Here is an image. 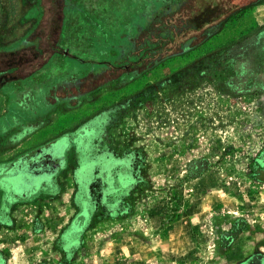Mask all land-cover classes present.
Masks as SVG:
<instances>
[{
	"label": "rangeland",
	"instance_id": "1",
	"mask_svg": "<svg viewBox=\"0 0 264 264\" xmlns=\"http://www.w3.org/2000/svg\"><path fill=\"white\" fill-rule=\"evenodd\" d=\"M109 1L85 0L96 16ZM56 10L0 0L4 62L9 49L27 51L41 18L42 37H53L38 72L0 78V264H58L55 241L79 209L78 188L89 220L68 264H235L250 255L264 240V5L189 54L97 92L68 87L80 69L71 58L92 56L71 11L57 23L53 55ZM147 87L154 95L142 99ZM22 182L29 200L10 203Z\"/></svg>",
	"mask_w": 264,
	"mask_h": 264
},
{
	"label": "trees",
	"instance_id": "2",
	"mask_svg": "<svg viewBox=\"0 0 264 264\" xmlns=\"http://www.w3.org/2000/svg\"><path fill=\"white\" fill-rule=\"evenodd\" d=\"M39 1L42 14L46 6L57 9L58 18L52 26L57 40L50 41L53 55L60 51L58 43L62 24L57 26L59 19L70 11L79 13L85 27L79 41L83 52L90 54L92 59L71 58V61L78 62L80 69L77 75L74 73L72 85L68 87L78 91L89 84L87 92H97L105 85L121 83L125 78L134 79L170 59L185 56L218 34L233 19L264 5V0H111L96 16L85 0ZM43 18L38 21L36 30L22 42L29 46L27 51L19 53L15 50L17 47H13L5 54V62L0 58V78L3 81L7 80L11 70L22 75L17 79H25L24 72V75L29 73L31 76L51 59L43 53V44L53 38L50 35L42 37ZM94 49L99 53L93 52ZM96 67L98 71L94 69ZM117 70L121 73L117 74ZM83 71L85 73L81 76ZM170 82L175 84L178 78L173 76ZM153 95V89L147 87L139 97L150 99Z\"/></svg>",
	"mask_w": 264,
	"mask_h": 264
},
{
	"label": "flooded vegetation",
	"instance_id": "3",
	"mask_svg": "<svg viewBox=\"0 0 264 264\" xmlns=\"http://www.w3.org/2000/svg\"><path fill=\"white\" fill-rule=\"evenodd\" d=\"M64 138L67 139L66 137H64ZM64 138H62V139H64ZM52 144H54V143H47L44 146H42L38 151L39 155H41V154H47L48 155V151L50 150ZM20 159H23V157L19 158L18 160H16L15 162L10 164V165H12L11 169H13V167L15 166L17 161H20ZM13 164H14V166H13ZM28 167L29 166H27L26 169ZM57 172L58 171H53L52 172L53 175L51 174V172L47 173V175L51 178H54L55 177L54 175H57ZM18 176L19 177H16L18 179L23 177L20 175H18ZM7 177H5L6 182H7ZM39 177L42 178V174L35 172V178L38 179ZM16 178H14V179H16ZM8 180H10V179H8ZM22 183H24L23 185L20 186L22 190L20 192H18L22 197L14 196V199H16V200L12 199V200H10V203H18L19 202L18 200H21V202L29 200V199L25 198L28 195L27 194L28 189H26L28 186L25 184V182H22ZM84 191L85 190H83L81 188H78L77 191H75L73 201L78 204L76 206H78L79 209L77 211H75V213H73V215H71L69 217L68 222L66 223L65 226H63L62 230L60 231V235L57 236V239L55 241L56 245L54 246L53 251L57 252V253L59 252L61 254V257L58 258V259H60L58 264H68L70 259L74 258V255L72 253L75 252L76 245H78L79 237L83 235L85 228L88 224L89 212H88V208H87V201L84 199L85 198L84 197ZM34 192L35 191H33V193ZM44 193H46V192H44ZM36 229H38V226L36 227ZM33 264H37V263H33ZM235 264H264V240L255 243V246L253 248V252L250 255H248L246 258L237 261Z\"/></svg>",
	"mask_w": 264,
	"mask_h": 264
},
{
	"label": "crops",
	"instance_id": "4",
	"mask_svg": "<svg viewBox=\"0 0 264 264\" xmlns=\"http://www.w3.org/2000/svg\"><path fill=\"white\" fill-rule=\"evenodd\" d=\"M30 33H32V31Z\"/></svg>",
	"mask_w": 264,
	"mask_h": 264
}]
</instances>
